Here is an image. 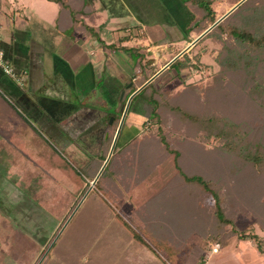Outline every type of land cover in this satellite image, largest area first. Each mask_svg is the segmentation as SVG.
Wrapping results in <instances>:
<instances>
[{"label": "trees", "instance_id": "trees-1", "mask_svg": "<svg viewBox=\"0 0 264 264\" xmlns=\"http://www.w3.org/2000/svg\"><path fill=\"white\" fill-rule=\"evenodd\" d=\"M51 1L59 4L58 19L65 14L70 17L69 24L63 29L79 21V13L86 12L83 10L84 7H89L95 12L92 5H85L86 0ZM180 1L191 13V18L182 25L185 37L190 31L199 34L217 18L212 5L213 0ZM236 1L232 0V3ZM253 4L242 17L235 16L236 7L202 37H212L220 42L219 53L215 57L220 66L211 75L212 79L208 83L188 82L183 86L184 91L195 98V105L184 103L185 95L181 96L183 90L157 84L162 73L171 68L172 64L178 62L181 57L176 58L133 95V100L140 98L149 106V113L141 121L142 128L144 129L148 124L154 125L155 128L152 131L146 129L140 134H134L119 144L118 138L121 132L127 130L129 124L127 125V122L122 125L107 164L96 180L95 186L88 192H98L97 189L104 185L108 192V202L106 201L108 210H113V215L119 220L118 224L130 226L134 231L129 219L134 221L135 217L139 216L145 220L146 225L148 224V229L144 230L147 235L143 237L135 233V238L138 242L149 246L151 244L146 241L145 236L154 238L165 252L164 257L171 264H183L182 257L189 252L194 243L198 246L202 243L203 247L209 246L211 242L226 245L233 236L248 237L259 251L264 252L263 235L252 229H239L236 225L237 215L241 213L239 209L247 210V215L251 210H255L261 214L260 219L264 221L263 188L259 190L257 196L251 197L252 201L251 198L248 201L241 196L242 204L238 208L232 204L234 208L231 206L229 208L226 204L227 193L224 186L216 183L211 177L215 167L213 165L218 163L210 153L220 151L219 153L228 154L241 161L255 175L264 178V138L253 133L241 120L224 114V110L230 107L226 98L235 105H242V111L255 112L260 119L262 118L261 120H264V0H254ZM80 24L88 32L96 35L95 25L84 20ZM145 57L137 60L142 70L141 75L136 82L132 81L129 85L126 83L119 91L118 95L123 90L119 102H125L128 95L155 72L144 62ZM192 64L190 59H186L178 62V68ZM110 114L112 113H109L108 118ZM119 116L120 114L118 117L114 115L112 122L107 123L108 134L104 138V147L85 162L82 173L68 159L60 157V161L63 159L60 162L59 158L53 159L57 156L49 157L48 154V167L51 163L53 166L51 173L56 181H61L58 175L59 168L66 167L62 173L64 182L74 188L76 196L70 211L89 187L90 181L103 163L116 131ZM168 127L171 130H168ZM174 130L178 131L180 136L176 137ZM213 141L218 142L214 149L208 145ZM118 155L122 158L115 161ZM54 164L58 165V168ZM107 167L110 173L108 181H104ZM205 194L210 195L211 203L204 201ZM124 197L126 200L131 199L130 206L125 204L127 202L124 201ZM32 202V206L35 207L33 211L42 209L48 214L37 200L32 199ZM114 202L122 204L123 210L129 217L126 214V216L121 215L120 207ZM140 203L146 212L145 216L139 215L141 211L144 215V211L139 210ZM248 204L250 205L247 206ZM167 212L176 213L180 220L194 224L191 236L167 233L162 225L164 223L162 217H159V215L163 216L162 214H169ZM147 214H151L154 219L151 217L146 219ZM61 225H58L57 229ZM49 252L40 264H44ZM158 257L167 264L161 256Z\"/></svg>", "mask_w": 264, "mask_h": 264}, {"label": "rangeland", "instance_id": "rangeland-1", "mask_svg": "<svg viewBox=\"0 0 264 264\" xmlns=\"http://www.w3.org/2000/svg\"><path fill=\"white\" fill-rule=\"evenodd\" d=\"M40 1L51 4V7L57 6L54 2L47 0H39V2ZM244 1L241 2L243 4L240 7L237 6L236 8V17L245 16L247 11L254 5V0ZM101 2L103 17L101 21H98L97 27H94L97 31L96 35H94L97 44L94 43V45H92V42H90L88 49L89 51L97 50L99 37L102 38L101 43H104V41L107 42L113 54L108 60L110 61L109 66L114 75L136 70L134 64L137 65V60L143 58V56H146L144 62L151 66L149 68L150 70L165 62L163 59L156 61V56L154 55L155 50H157L155 49L156 47H154L153 50L147 51V45L144 44V41L147 44L158 43L159 41H170V35L165 31L163 33H157L155 28L158 27H156V25L150 27L148 24L145 27V34H143V36L140 35L143 37L144 41L139 37L142 41L139 40L140 45L137 49H134L133 47L138 45V43H135L137 40H133L132 36L126 35V31L124 30L128 25L135 23L131 12L122 4V0H102ZM233 4L232 0H213L212 5L216 17L226 12ZM30 6L33 11L39 12V8H35V4ZM178 13L181 12L179 11ZM186 19L184 18V20ZM175 21L178 20L176 19ZM157 26L160 28L161 25L158 23ZM171 26L173 27L172 30H174V27L177 25L172 23ZM72 30L73 29L70 28V32L67 31L65 34L69 36ZM52 33L55 34L56 31L54 30ZM174 33H176V31H174ZM123 34H125L127 38H130V45H128V48H120L119 46L120 41L118 39L123 36ZM197 35L196 31H190L188 38ZM184 41L175 43L176 47L172 51L175 52L177 49L181 50L182 47L184 48ZM219 47L220 42L212 37L199 39L196 44L187 50L183 57L181 55V59H179V61L190 59L193 64L179 69V61L174 62L172 67L168 68L158 78L157 84L162 86L166 85L172 89L183 90L181 96L185 95V99H183L184 103L186 105L188 103L195 105V98L188 95L184 91L185 89H183V86L188 82L208 83L209 80L212 79L211 75L217 71L220 66L215 58L219 53ZM96 55L93 56L96 57ZM170 55L171 54L166 53V59H170ZM126 60L127 65L125 64ZM118 64L121 66L125 64L126 66H124L125 68H121ZM138 71H140L139 68L137 69V72ZM95 88L97 90L99 89L98 87ZM96 89L91 91L89 96L90 104L93 105V107L95 106L97 111L107 110L108 114L114 113L116 117L120 114V120L122 110L120 109L118 112L119 101L116 104H111V102L103 98ZM225 100H227L230 105L229 108L224 110L225 115L233 119L241 120L251 128L253 133L264 138V120H261L262 118L260 119L258 114L250 111H242V105H235L230 102V99L225 98ZM85 101L87 102V100ZM132 107L134 110L139 111V115L136 116L133 112H128V116L126 117V122H128L127 125L129 124L127 126L128 132H121L118 138L119 144H122L134 134H140L146 131V129L152 131L155 128L152 124H148L147 127L144 128L145 130L142 128L141 121L145 119L146 114L149 113V106L144 100L134 99ZM112 117L113 115L111 114L107 122L110 123ZM93 124L94 122L91 124L92 127ZM168 130H171V128L168 127ZM87 132L88 130L84 131V133ZM181 134H183V132ZM174 135L176 137L180 136L178 131L175 130ZM91 136H93L92 133L84 136L73 135L65 137L63 140L55 141L49 138L48 134L44 132L42 138L39 136L41 140V142H39V145H41L40 149H43L41 154L47 156L49 154V157L57 156L53 157V159L59 158V161L60 157L68 159V161L82 173L85 162H87L93 154L100 151L95 150L97 145L100 144L99 141L101 137L98 134L97 139H92ZM88 140L91 142V147L86 146V143H89ZM47 141L52 142L54 146L50 145V143L47 145ZM208 145L210 148L214 149L216 145H218V142L213 141L212 144ZM102 147H104V142L101 143L100 148ZM219 152L220 151H215V153H210L211 156L215 157L218 163L213 165L215 167L213 168V175H211V177L216 183L224 186V190L227 193V196L224 193L225 199L227 198L226 204L229 208L230 206L234 208L232 204L238 208L239 205L242 204L240 200L241 196H244L245 199L249 201L251 197L259 194L261 188H263L262 193H264V178L255 175L241 161H238L228 154ZM35 155L34 153V156ZM120 158L122 157L118 155L115 161ZM63 159H61V161H63ZM45 163L43 158L41 168H37L36 163L32 164L33 173L31 174V180L28 179V184L23 185L18 182L17 187L21 188L23 190L22 192L25 194L27 192V198L23 199L22 193L15 195L13 201L5 199L11 205H14V208L11 211L8 208L7 215L0 210V264H36L60 229V234L50 248V252L44 264H154L149 258H155L158 257V255L166 260L167 264H171V262L164 257L163 254H165V252L162 251V248L155 242L154 238L145 236L146 241L151 244L150 246L146 243L138 242L135 238V233L141 234L143 237L147 235L144 231L148 229V224L146 225L145 220H142L139 216L135 217L134 221L133 219H129L131 227L134 228L136 232H134L130 226L122 223L118 224L119 220L113 215V210H108V192L105 187H103L104 185L102 183V188L100 187L97 189L98 192L93 191L94 193L90 192L86 194L79 207L66 222L73 210L70 211L76 198L74 188L64 182L62 173L66 169L65 166L59 168V173L57 172L61 177V181L58 182L51 173V169H53L51 163H49V167L48 163ZM109 173L107 167L103 177L104 181H108ZM38 174L39 176H37ZM222 192L224 191L222 190ZM7 196L10 199L12 194L4 195L3 198ZM203 197L206 203L212 202L209 194H205ZM32 199L37 200L48 214L42 209L33 211L35 207H31L33 204L31 201ZM111 200L110 198V201ZM250 200L252 201V198ZM124 201L127 202H124L126 205H131L130 198L126 200L124 197ZM111 203L113 202L111 201ZM114 204L120 207L119 212L121 215H127L121 203V205L117 202H114ZM135 205L138 207L137 204ZM139 205L141 207H139V210L142 209L144 211V215L141 213L142 211L139 215L145 216V210L142 208L141 203ZM249 205L250 204L247 206ZM239 210L241 213L237 215V227L239 229H252L264 236V221L260 219L261 214L255 210H251L247 215V210ZM41 211L43 213H41ZM170 213L173 212L170 211ZM170 213L162 214L163 216L159 215V217H162V221L164 222L162 225L167 230V233L191 236V231L195 227L193 226L194 224L180 220L176 213ZM127 216L129 217V215ZM150 217L152 218L151 214H147L146 219ZM152 219H154V217ZM60 224H62L61 227L57 229ZM54 232L55 235H53ZM234 240L238 242V244L236 243V247L233 244L224 246L220 242L215 244L220 249L217 253H210V248L214 245L212 242L207 247H203L204 244L202 245V243L199 246L194 243L195 245L191 246L189 252L182 257L183 264H264V252L259 251L252 243V240L248 237L239 239L237 236H233L231 241ZM201 247L205 248L204 256H202L203 258L200 254ZM43 250L44 252H42ZM158 258L161 259L160 257Z\"/></svg>", "mask_w": 264, "mask_h": 264}, {"label": "crops", "instance_id": "crops-1", "mask_svg": "<svg viewBox=\"0 0 264 264\" xmlns=\"http://www.w3.org/2000/svg\"><path fill=\"white\" fill-rule=\"evenodd\" d=\"M47 1L54 2L57 6L51 7V4L39 0H0V49L15 70V75H10L0 67V210L6 215L8 208L10 211L14 208L8 201H13L15 195L23 193L17 187L18 182L28 184L33 173L32 164L36 163V167L41 168L43 158L48 163V157L41 154L43 149L39 145L43 133L55 141L91 133V138L97 139L99 134L100 144L95 150L98 151L108 134L105 122L108 111H97L90 104L91 91L98 87L96 91L108 101L109 95L115 97L126 83L129 85L132 81L136 82L142 73L136 62V70L114 75L108 60L113 54L107 42L101 43L102 38L98 39L97 50L89 51L90 42L94 45L97 40L80 23L84 20L97 27L98 21L103 17L102 0H86L85 5H92L95 12L84 7L86 12L79 13V21L65 29L63 27L69 24L70 17L65 14L58 19L59 4ZM32 4L39 8V12L32 10ZM122 4L135 20L134 24L128 25L124 30L126 35L137 40L136 47L140 45L139 40H143L141 36L145 34L148 24L150 27L156 25L157 33L165 31L170 35V41L147 44L143 40L147 51L156 47V61L165 60L151 70L157 71L169 60L166 59V53L171 54L172 58L180 50L172 51L176 47L175 43L185 40L186 46L195 37H185L182 25L191 18V13L180 0H122ZM172 23L177 25L174 30ZM70 28L73 29L72 33L67 36L65 33L70 32ZM54 30L55 34L52 33ZM125 34L118 39L120 45H130V38ZM125 62L127 65V60ZM125 64L118 66L123 68ZM138 68L140 71L137 72ZM138 99L140 98H136ZM132 112L139 115L138 110L132 109ZM85 130L88 132L84 133ZM49 143L54 146L47 141V145ZM86 146L91 147V142L86 143ZM54 166L58 168V165ZM8 194H12L10 199L8 196L3 198ZM27 195V192L23 193V199ZM236 243L238 244L234 240L224 246L233 244L236 247ZM252 243L255 245L253 241ZM215 244L218 243L212 245L210 253L220 251L218 246L216 251L212 249ZM200 252L201 257L204 256L205 248L201 247ZM149 260L154 264H164L158 257Z\"/></svg>", "mask_w": 264, "mask_h": 264}, {"label": "water", "instance_id": "water-1", "mask_svg": "<svg viewBox=\"0 0 264 264\" xmlns=\"http://www.w3.org/2000/svg\"><path fill=\"white\" fill-rule=\"evenodd\" d=\"M244 0H238L237 2H235L226 12H224L222 15L218 16L210 25H208L205 29H203L197 36H195L192 40H190L188 42V44L182 48L181 50H179L172 58H170L162 67H160L157 71H155L150 77H148L140 86H138L133 92H131L129 94V96L127 97L125 103H123L120 106V109L122 110V114L118 123V126L116 128L115 134L113 136L109 151L103 161V163L101 164L99 170L97 171V173L95 174V176L93 177V179L90 181V185L87 188V190L84 192L83 196L79 199V201L77 202V204L75 205V207L73 208L70 216L67 218L66 222L71 218V216L74 214V212L76 211V209L79 207V205L81 204V202L83 201L84 197L86 196V194L89 192V190L94 186L96 180L98 179L99 175L101 174V172L103 171L105 165L107 164L112 152H113V148L115 146L116 143V139L118 137V134L120 132V129L123 125V121L125 118V114L127 113V109L130 103V100L132 98V96L137 93L141 88H143L147 83H149L150 81H152L160 72H162L166 67H168L176 58L180 57L183 53H185L187 50H189L200 38H202L209 30H211L218 22H220L223 18H225L231 11H233L241 2H243ZM123 91L121 92L122 95ZM111 122V121H110ZM61 229L56 233V235L54 236L53 240L50 242V244L48 245V247L46 248L45 252L42 254V256L40 257V259L38 260V262L36 264H40L41 261L43 260V258L45 257V255L47 254V252L50 250V248L52 247L53 243L55 242V240L57 239L58 235L60 234Z\"/></svg>", "mask_w": 264, "mask_h": 264}, {"label": "flooded vegetation", "instance_id": "flooded-vegetation-1", "mask_svg": "<svg viewBox=\"0 0 264 264\" xmlns=\"http://www.w3.org/2000/svg\"><path fill=\"white\" fill-rule=\"evenodd\" d=\"M121 97H122V95L120 94V95H116L115 97H112L111 95H109V97H108V101L109 102H111V104H116L120 99H121ZM132 101H134L133 100V98H132V100H130V103H129V106H128V109H127V113L125 114V118H124V121H123V124L126 122V117L128 116V112H132V109H133V107H132ZM132 102V103H131ZM123 103H125V102H119V106H118V112H119V110H120V106L123 104ZM121 114H122V111H121ZM109 115V114H108ZM111 115V114H110ZM112 115H113V117H114V113H112ZM110 117V116H109ZM113 117H112V120H113ZM107 120H108V118L106 119V123H108L107 122ZM112 122V121H111ZM110 122V123H111ZM127 123V122H126Z\"/></svg>", "mask_w": 264, "mask_h": 264}, {"label": "built area", "instance_id": "built-area-1", "mask_svg": "<svg viewBox=\"0 0 264 264\" xmlns=\"http://www.w3.org/2000/svg\"><path fill=\"white\" fill-rule=\"evenodd\" d=\"M0 67L3 69V71L7 74L10 75H15V70L12 67V65H10L7 60L4 57V52L2 49H0ZM218 249L217 246H213V250L216 251Z\"/></svg>", "mask_w": 264, "mask_h": 264}]
</instances>
